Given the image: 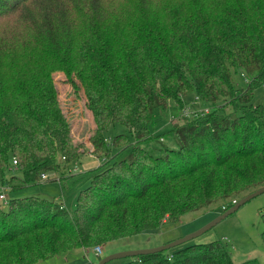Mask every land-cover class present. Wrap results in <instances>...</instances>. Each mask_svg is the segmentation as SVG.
I'll return each instance as SVG.
<instances>
[{"label":"trees","instance_id":"1","mask_svg":"<svg viewBox=\"0 0 264 264\" xmlns=\"http://www.w3.org/2000/svg\"><path fill=\"white\" fill-rule=\"evenodd\" d=\"M57 70L82 87L91 153L103 161L86 171L71 210L38 196L0 207V264L104 245L264 185L263 109L252 102L264 82V0H0V181L10 190L60 176L84 152L57 98ZM187 94L212 107L165 130L176 147L146 145L168 100L183 107ZM253 260L233 262L221 239L135 256Z\"/></svg>","mask_w":264,"mask_h":264},{"label":"rangeland","instance_id":"2","mask_svg":"<svg viewBox=\"0 0 264 264\" xmlns=\"http://www.w3.org/2000/svg\"><path fill=\"white\" fill-rule=\"evenodd\" d=\"M52 77L61 109L71 122V133L74 142H82L84 152L73 161H69L61 169L62 174L60 176L47 172L45 173L46 178L41 179L38 183L26 185L16 190L5 189L6 201L0 199L2 209L7 208L8 201L12 198L38 196L51 199L63 205L67 210H71L75 206L78 190L88 183L86 171L96 168L100 165L98 163L103 161L102 157H97L91 153L92 144L89 141V136L93 131L94 122L90 110L86 107V97L82 87L76 81L77 88H74L62 71H53ZM232 77L238 89L246 87L248 76L237 70L232 71ZM182 99L184 100L183 107L168 100L167 107L161 110L159 115L157 114L154 123L150 126L153 138L146 145L153 146V148L176 147L174 137L170 133H165V130L169 129L174 123H181L185 110H198V108L203 107L210 110L212 107L210 104L197 100L192 94L182 95ZM252 102L262 106L264 116V86L259 85L254 89ZM228 109H230V105L226 110ZM119 128V132L124 131L122 127ZM13 171L15 170L6 171L4 174L10 176L14 173ZM241 196L242 194L238 197L241 198ZM228 204H231V199L217 201L188 211L176 220L166 219L157 229L145 230L135 235L111 240L104 245H100L101 252L98 255L93 252V248L85 249L81 247L39 260L34 264H97L103 256L110 253L160 246L199 229L218 216L222 211V206ZM263 213L264 192L251 197L199 236L171 247L166 252H171L189 243L221 239L226 244L233 262L241 263L254 259V262L250 264H264V239L262 237L264 223L261 217ZM104 264L136 263L135 257L124 256L110 259Z\"/></svg>","mask_w":264,"mask_h":264},{"label":"water","instance_id":"3","mask_svg":"<svg viewBox=\"0 0 264 264\" xmlns=\"http://www.w3.org/2000/svg\"><path fill=\"white\" fill-rule=\"evenodd\" d=\"M264 192V185L247 193L246 195L242 196L241 198H239L237 201H235L233 203L232 206H230L228 209L224 210L223 212H221L218 216H216L214 219H212L211 221H209L208 223H206L205 225H203L202 227H200L199 229L188 233L178 239L169 241L165 244H162L160 246H156V247H151V248H145V249H135V250H123V251H118V252H114V253H110L108 255L103 256L99 262L97 264H104L105 262L109 261L110 259L113 258H117V257H124V256H137L140 254H148V253H153V252H159V251H163V250H167L171 247H174L176 245H179L181 243H184L194 237L199 236L200 234H202L204 231L208 230L209 228H211L212 226H214L217 222H219L221 219H223L224 217H226L228 214H230L231 212H233L235 209H237L240 205H242L244 202H246L247 200H249L251 197L260 194Z\"/></svg>","mask_w":264,"mask_h":264},{"label":"built area","instance_id":"4","mask_svg":"<svg viewBox=\"0 0 264 264\" xmlns=\"http://www.w3.org/2000/svg\"><path fill=\"white\" fill-rule=\"evenodd\" d=\"M262 86H264V82L262 83ZM195 98L198 100L197 97H195ZM208 110H209L208 108H204V107L203 108H198V110H196V109L195 110H191V111L185 110L184 115H189V116L197 115L199 113L207 112ZM12 162H13V164H15L16 163L15 159H13ZM45 178H46L45 173H41V179H45ZM7 188H8L7 185H5L4 183H2L0 181V199L4 200V202L6 201V196H5L4 190L7 189ZM235 201H236L235 199L231 200L232 203H234ZM222 208H224V205L222 206ZM91 248H93V252L96 255H98L101 252V246L100 245H97V246H94V247H91Z\"/></svg>","mask_w":264,"mask_h":264},{"label":"crops","instance_id":"5","mask_svg":"<svg viewBox=\"0 0 264 264\" xmlns=\"http://www.w3.org/2000/svg\"><path fill=\"white\" fill-rule=\"evenodd\" d=\"M98 160V159H97ZM98 164H100V163H98ZM8 189V188H7ZM86 249V248H85Z\"/></svg>","mask_w":264,"mask_h":264}]
</instances>
